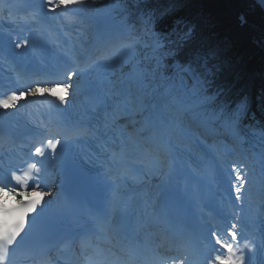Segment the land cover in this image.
Returning a JSON list of instances; mask_svg holds the SVG:
<instances>
[{"label": "snow or ice", "instance_id": "obj_1", "mask_svg": "<svg viewBox=\"0 0 264 264\" xmlns=\"http://www.w3.org/2000/svg\"><path fill=\"white\" fill-rule=\"evenodd\" d=\"M89 3L94 4L95 0H39L25 21L36 23L48 17L68 19L69 13L89 11ZM169 3L170 7L150 8L146 0H114L109 11L116 12L125 22L131 20L142 25L147 40L132 39L103 61L92 60L83 67L66 71L62 78L28 87L27 94L33 97L56 96L54 89L58 87L74 95L80 88L76 78L83 75L87 99L81 126L65 135L55 133L35 141L33 151L18 163H0V264H8L13 250L30 227L47 231L63 215L55 212L37 220L47 203L44 198L53 195L45 191L49 187L45 183V159L58 161V167L87 182L88 177L78 172L75 159L62 150L69 140L79 143L88 139L99 145L108 164L106 176L111 177L108 180L113 189L110 204L114 208L136 199V193L127 195L126 199L121 193L131 185L142 183V175L179 179L184 168L191 167L192 146L202 142L185 126V119L189 117L211 131L215 130L212 126H218L237 139H242V134L251 137L253 149H258L255 154L264 162V127L242 128L243 120L248 117L247 101L228 99L224 89L217 85L219 51L192 47L193 29L180 19L156 31L161 20L174 10V0ZM249 10L264 17V0H249ZM249 21V13L238 17L241 28H248ZM251 39L264 46V28L254 32ZM52 42L59 47L58 41ZM29 43L24 39L14 47L21 49ZM69 51L73 60L84 59L75 45ZM41 83L45 86L41 87ZM24 96V91L17 94L13 90L0 98V108H16ZM57 99L67 103L64 96ZM231 154L225 145L207 163L213 177L218 173L225 176L234 201L242 207L251 173L247 164L230 159ZM185 155L189 160H184ZM198 161L205 163L203 158ZM113 165L122 166L114 176L111 175ZM8 197L15 203H6ZM241 219L237 214L226 234L211 231L214 243L206 255L197 258L196 264H250V254L260 245L244 236ZM104 223L99 222L101 231ZM190 259L182 247H169L163 253L154 254L150 264H190Z\"/></svg>", "mask_w": 264, "mask_h": 264}, {"label": "trees", "instance_id": "obj_2", "mask_svg": "<svg viewBox=\"0 0 264 264\" xmlns=\"http://www.w3.org/2000/svg\"><path fill=\"white\" fill-rule=\"evenodd\" d=\"M146 1L150 2L148 5L150 8L160 7L159 2L165 3L164 0ZM220 7L218 0H181L180 3L174 7V10L171 11V14L165 16L157 27L163 28L172 24L176 19L187 22L193 29L191 46L194 47L196 43L208 42L211 37H214L213 40L218 39V36L222 35V28L232 21V18L228 16L219 17L216 22L213 21L211 16L217 12ZM228 42V38L225 37L220 40L218 42L219 44L216 46L219 55L222 56L219 62L220 70L217 77L228 78L237 73L236 77L241 80L237 87L242 90L253 87L254 90L255 80L258 78L256 73L260 71V67L258 66L259 62L255 58L251 60H246V58L239 59L240 52L236 51L235 45L230 46ZM237 87L236 92L239 90ZM255 93L256 90H254V94H252L253 101H255ZM252 106L254 107V103Z\"/></svg>", "mask_w": 264, "mask_h": 264}, {"label": "rangeland", "instance_id": "obj_3", "mask_svg": "<svg viewBox=\"0 0 264 264\" xmlns=\"http://www.w3.org/2000/svg\"><path fill=\"white\" fill-rule=\"evenodd\" d=\"M223 1L226 3L225 4L226 5V10H225V12L220 11L219 13H226V14H229V15H234V10L236 9L235 6H234V2L233 1L228 2L226 0H223ZM168 2H169V0H168ZM239 31H240V29L231 27L225 33L230 35L232 40H233V42L236 45H238V50H241V48L244 47L241 56L248 57L253 52V50L251 49L250 44L247 42L248 31L246 29H244L243 30L244 34L242 35V37L237 35V33ZM259 59L261 61V65H264V56H262V55L259 56ZM262 72H264V68H262Z\"/></svg>", "mask_w": 264, "mask_h": 264}, {"label": "bare ground", "instance_id": "obj_4", "mask_svg": "<svg viewBox=\"0 0 264 264\" xmlns=\"http://www.w3.org/2000/svg\"><path fill=\"white\" fill-rule=\"evenodd\" d=\"M235 3L238 9L244 11L245 13H249L250 15V21H249L250 26L246 28L247 30H249V36H251L254 32H259L262 28H264V17H262L258 13L250 12L249 0H234V6H235ZM242 29L243 28H241L240 31L237 33V35H239L240 37H242V35L244 34ZM257 47H261V49L263 50L262 56H264V46H261L257 43L252 45V49H255Z\"/></svg>", "mask_w": 264, "mask_h": 264}]
</instances>
